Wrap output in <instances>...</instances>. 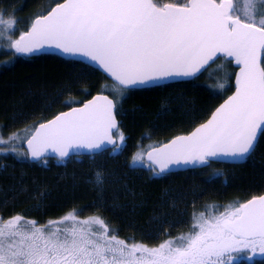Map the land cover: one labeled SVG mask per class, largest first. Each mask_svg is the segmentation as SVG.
I'll use <instances>...</instances> for the list:
<instances>
[{
  "label": "snow or ice",
  "instance_id": "obj_1",
  "mask_svg": "<svg viewBox=\"0 0 264 264\" xmlns=\"http://www.w3.org/2000/svg\"><path fill=\"white\" fill-rule=\"evenodd\" d=\"M4 15L0 11V40L14 54L54 48L87 58L112 78L118 97L162 79L194 77L221 57L234 60V94L190 134L147 153L161 173L172 164L244 159L264 136V0H62L35 14L16 39L18 22ZM115 109L113 99L97 95L25 133L0 134V153L45 161L51 153L63 161L76 148L107 144L115 151ZM124 139L120 133L121 145ZM21 141L27 153L19 150ZM141 159L133 156V162ZM103 182L97 172L96 183ZM248 251L264 255V195L205 205L193 213L187 233L156 246L121 239L102 217L81 218L76 209L44 224L21 213L0 214V264H234L236 254Z\"/></svg>",
  "mask_w": 264,
  "mask_h": 264
},
{
  "label": "trees",
  "instance_id": "obj_2",
  "mask_svg": "<svg viewBox=\"0 0 264 264\" xmlns=\"http://www.w3.org/2000/svg\"><path fill=\"white\" fill-rule=\"evenodd\" d=\"M58 2L62 0H0L4 18L18 22L12 39L27 30L35 14L46 13ZM6 44L0 40V134L23 133L95 94L106 93L117 105L116 137L123 133L125 139L115 151L65 161L50 158L32 163L27 155L0 154V214L21 213L44 224L76 209L81 218L102 217L121 239L156 246L186 233L193 213L205 205L247 202L264 194V136L240 165L211 163L160 174L151 165L133 164L134 155L188 134L210 117L234 90L232 63L229 80L225 75L211 77L216 62L193 80L130 89L118 97L109 90L113 82L91 66L55 55L24 57ZM12 59L21 63L9 69L4 61ZM97 172L104 178L99 185ZM234 264H264V255L242 257Z\"/></svg>",
  "mask_w": 264,
  "mask_h": 264
},
{
  "label": "water",
  "instance_id": "obj_3",
  "mask_svg": "<svg viewBox=\"0 0 264 264\" xmlns=\"http://www.w3.org/2000/svg\"><path fill=\"white\" fill-rule=\"evenodd\" d=\"M22 56H24V57H35V56H41V55H55V56H58V57H61V58H63V59H66V60H74V61H79V62H82V63H84V64H86V65H88V66H91V67H93V68H95V69H97V70H99L101 73H103L108 79H110L111 81H112V78L107 74V73H105L98 65H96L94 62H91L90 60H88L87 58H84V57H80V56H70V55H66V54H63V53H61L59 50H57V49H54V48H45V49H43V50H41V51H39V52H36V53H32V54H21ZM221 58H223V57H221ZM218 60V59H217ZM216 60V61H217ZM228 60V59H227ZM232 64H233V66L236 68V72H235V76H236V74L238 73V71H239V67L237 66V65H235V62H234V60L232 61ZM213 65V64H212ZM204 73V72H203ZM203 73H201V74H197L196 76H194V77H172V78H166V79H162V80H159V81H156V82H154V83H150V84H148V85H144V86H139V87H133V88H131V89H143V88H153V87H159V86H163V85H167V84H171V83H177V82H184V81H190V80H193V79H195V78H197V77H199V76H201ZM235 76H234V90H233V92L229 95V96H231V95H233L234 94V92H235ZM113 82V81H112ZM97 95H107V94H101V93H99V94H96V95H94V96H92L90 99H88L87 101H85L84 103H87L88 101H90V100H92L95 96H97ZM108 97H109V99H113V98H111L109 95H107ZM228 96V97H229ZM227 97V98H228ZM226 98V99H227ZM225 99V100H226ZM114 100V99H113ZM224 100V101H225ZM224 101L221 103V104H223L224 103ZM83 103V104H84ZM114 103H115V101H114ZM83 104H81V105H79V106H75V107H72V108H69V109H67V110H65V111H62V112H60V113H63V112H69V111H71L73 108H77V107H82L83 106ZM220 104V105H221ZM219 105V106H220ZM218 106V107H219ZM217 107V108H218ZM116 111H117V106H116V109L114 110V114H115V117H116V121H117V125H118V128L117 129H114L113 130V139H114V141H116V144L118 145V139L116 138V136H115V134L117 133V131L119 130V120H118V118H117V115H116ZM215 111V110H214ZM59 113V114H60ZM58 115V114H57ZM55 117V116H54ZM53 117V118H54ZM210 117H211V115H210ZM209 117V118H210ZM53 118H51V119H53ZM208 118V119H209ZM51 119H49V120H51ZM207 119V120H208ZM206 120V121H207ZM205 121V122H206ZM45 122H47V121H45ZM204 122V123H205ZM197 127H199V125L197 126ZM195 129V128H194ZM194 129L192 130V131H194ZM191 131V132H192ZM190 132V133H191ZM190 133H188V134H190ZM188 134H183V135H188ZM178 136H182V135H178ZM177 137V136H176ZM176 137H174V138H172L171 140H173V139H175ZM170 140V141H171ZM259 140H260V138H259ZM259 140H258V142H259ZM170 141H168L167 143H169ZM167 143H164V144H162V145H160V146H157L156 148H159V147H162L163 145H165V144H167ZM110 149H113V146L112 145H104V146H102L101 148H99V149H93V150H89V149H85V148H76V149H73V150H71V152H70V155H69V157H67V158H65L63 161H65V160H68V159H70V158H72V157H82V156H91V155H96V154H100V153H103V152H105V151H107V150H110ZM24 150L26 151V153H27V145H26V143H24ZM152 149H150V150H148L146 153H145V161H146V163L147 164H149V165H151L153 168H155V170L158 172V173H160V174H172V173H178V172H185V171H189V170H193V169H201V168H205V167H207V166H209L211 163H223V164H229V165H240V164H244L246 161H247V158L248 157H250V156H248V157H246V158H244V159H239V158H231V157H216V158H209V161L207 162V163H204V164H199V163H195V164H183V163H181V164H172V165H169V167H168V169H166L164 172H160V170H159V165H155V164H153L151 161H149L148 159H147V153L149 152V151H151ZM58 159L54 154H51V153H49V156H48V158L47 159ZM29 159V161L30 162H32V163H38V162H40L41 160H35V159H30V158H28ZM264 195V194H263Z\"/></svg>",
  "mask_w": 264,
  "mask_h": 264
},
{
  "label": "rangeland",
  "instance_id": "obj_4",
  "mask_svg": "<svg viewBox=\"0 0 264 264\" xmlns=\"http://www.w3.org/2000/svg\"><path fill=\"white\" fill-rule=\"evenodd\" d=\"M218 62V65H223V70L222 71H214L215 69H217V67H215L213 70H212V72H211V77H214L213 79H215L217 76H218V74L219 75H225V76H227V79L229 80V79H231V76L233 75V69H231L230 67H229V64L231 65V63H229L228 62V60L227 59H225V58H221L219 61H217ZM18 63H21V62H19L18 60L16 61V60H14V59H12V61H4V64L5 65H7V67L9 68V69H11V68H13L16 64H18ZM19 65V64H18ZM23 68L22 69H20V73H23ZM109 90H112V88L110 87V89ZM106 94V93H105ZM48 121V120H47ZM45 122V121H44ZM23 133H25V131L23 132ZM118 141H119V139H118ZM22 143V146L21 147H23V145H24V142L23 141H21V142H18V145L17 146H19V144H21ZM118 145H121L120 144V141H119V144ZM24 149V148H23ZM25 151V150H24ZM23 150H22V152H24ZM148 151V150H147ZM147 151H145L144 153H140L139 155H141L142 156V159L140 160V161H137V162H133V164L134 165H136V166H145L147 163L145 162V153L147 152ZM26 152V151H25ZM9 152H7L6 154H8ZM0 154H5V153H0ZM26 155H24V156H22L23 158L25 157ZM19 157H20V155H19ZM4 216V215H3ZM5 218H7L6 216H4ZM83 218H85V217H83ZM190 226H191V224H190ZM190 226H188V231H189V229H190ZM187 231V232H188ZM186 232V233H187ZM236 255H238V257L239 258H247V259H251V258H257V257H259L261 254H259V253H257L255 256H252V254H251V252L250 251H248V252H244V253H239V254H236ZM249 257H251V258H249ZM238 258V259H239ZM237 259V260H238ZM237 260H235V261H237Z\"/></svg>",
  "mask_w": 264,
  "mask_h": 264
}]
</instances>
